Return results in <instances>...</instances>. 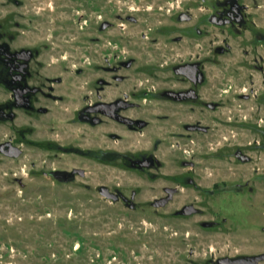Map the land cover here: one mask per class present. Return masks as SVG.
<instances>
[{"label":"rangeland","instance_id":"rangeland-1","mask_svg":"<svg viewBox=\"0 0 264 264\" xmlns=\"http://www.w3.org/2000/svg\"><path fill=\"white\" fill-rule=\"evenodd\" d=\"M242 2L250 5L255 32L264 35V0ZM216 3L218 0H27L29 32L18 42L46 46L47 60L56 61L49 66L50 72L57 74L69 65L71 72H63V76L75 75L77 87H87L99 77L112 80L109 67L134 59L132 67L123 70L128 76L125 87L165 88L178 83L174 65L203 58L210 78L204 91L210 92L208 87L213 84L222 87L217 99L223 104L216 112L221 123L215 132L220 137L236 132L255 135L264 131V42L255 38V32L247 33L249 38L243 40L210 23ZM182 13L189 14L191 21L182 20ZM104 21L112 25L106 31L100 29ZM225 37L229 43L222 41ZM219 45L228 53L215 54ZM231 85L230 92L224 91ZM245 93H249V101L243 98ZM157 105L163 112L169 108L164 101ZM240 115L248 116L249 129L227 121ZM22 122L21 118L14 125L0 123V142L12 134L11 127ZM77 134L79 145L86 146L88 140L80 125ZM214 141L212 134L205 137L206 164L215 162L208 156L213 151L209 147H217ZM164 142L158 152L165 163L163 175L175 169L176 163L170 147L176 141ZM143 143L146 137H142ZM39 157L10 158L0 153V264H206L220 248V236L200 227V218L173 219L171 207L155 210L146 204L164 193L165 178L153 180L96 158L71 155L62 156L61 162L72 161L85 167L87 174L75 183L59 184L41 173ZM113 178L129 192L139 191L138 210L102 196L100 185ZM196 196L199 192L189 188L179 200L184 203Z\"/></svg>","mask_w":264,"mask_h":264},{"label":"flooded vegetation","instance_id":"flooded-vegetation-1","mask_svg":"<svg viewBox=\"0 0 264 264\" xmlns=\"http://www.w3.org/2000/svg\"><path fill=\"white\" fill-rule=\"evenodd\" d=\"M28 17L27 0H0V123L14 125L23 119L0 142V153L10 158L37 154L41 173L59 184L75 183L87 174L85 167L61 162L62 156L71 155L96 158L107 166L153 180L165 178L164 193L146 204L155 210L171 207L173 219L196 216L200 227L218 233L220 248L206 264H258L252 258L264 253V131L222 137L215 132L221 123L218 111L223 102L217 97L222 87L213 84L208 87L210 92L204 91L210 82L205 59L174 65L178 83L165 88L125 87L128 76L123 70L130 69L134 59L130 66V60H123L109 67L112 80L99 77L87 87H77L75 75L63 76V72H71L69 65L57 74L50 72L49 66L56 61L47 60L46 46L35 48L18 42L29 32ZM209 21L243 40L249 38L247 33L255 32L250 5L242 0H218ZM106 23L100 25L102 31L112 26ZM255 38L264 42L260 31L255 32ZM222 41L229 43L226 37ZM216 50L217 55L228 53L220 45ZM106 58L110 61L108 53ZM242 96L249 101V93ZM259 96L254 95L256 99ZM160 101L169 104L165 112L156 109ZM227 121L249 129L247 115ZM79 125L88 140L84 147L78 143ZM209 134L217 146L209 147L213 151H208V156L215 160L212 164H206L203 155ZM166 139L176 141V145L170 144L176 163L175 169L163 175L165 163L158 152ZM18 151L19 156H12ZM36 165L33 160L32 166ZM125 186L113 178L100 185L99 191L107 188L108 195L101 193L107 200L138 210L139 191L129 192ZM189 188L199 196L181 203L179 196ZM165 198L169 200L162 204Z\"/></svg>","mask_w":264,"mask_h":264},{"label":"water","instance_id":"water-1","mask_svg":"<svg viewBox=\"0 0 264 264\" xmlns=\"http://www.w3.org/2000/svg\"><path fill=\"white\" fill-rule=\"evenodd\" d=\"M180 18H181L182 20H189V19H191V16H190L189 14H187V13H182ZM131 19L134 20V21L137 20L136 17H131ZM108 24H109V23H106L105 26H107ZM132 62H133V60H130L127 64L130 66V65L132 64ZM19 155H20V152H19V151H18V152H15V153L12 154V156H19ZM103 189H104V190H101V193L104 194V195H108V194L106 193V191H105V189H107V188H103ZM168 200H169V198H165V200H164V202H163L162 204H165ZM189 212H196V211H192V210H190ZM252 259H253L254 261L258 262V264H259V261H260V260H264V253H263V254H260V255H257V256H254ZM246 264H247V263H246Z\"/></svg>","mask_w":264,"mask_h":264}]
</instances>
